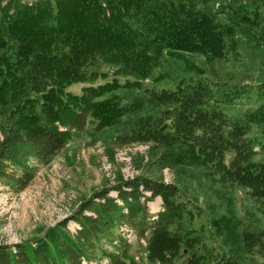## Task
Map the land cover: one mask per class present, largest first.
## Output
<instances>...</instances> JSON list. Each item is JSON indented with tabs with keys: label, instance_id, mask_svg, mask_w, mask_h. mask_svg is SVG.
I'll return each instance as SVG.
<instances>
[{
	"label": "trees",
	"instance_id": "trees-1",
	"mask_svg": "<svg viewBox=\"0 0 264 264\" xmlns=\"http://www.w3.org/2000/svg\"><path fill=\"white\" fill-rule=\"evenodd\" d=\"M2 2L0 181L20 194L36 178L32 162L51 161L88 127L127 122L117 144H151L161 167L204 171L226 190L219 198L230 212L196 227L203 213L177 184L137 176L96 191L33 242L0 244V264H138L123 227L147 240L153 264L264 257V228L245 226L231 196L264 205V83H237L217 69L240 64L243 50L264 55V0ZM184 54L219 66L208 72ZM168 58L185 75L160 89L152 78ZM77 84L88 86L69 91ZM158 197L163 210L152 215L148 203ZM71 221L80 227L74 234Z\"/></svg>",
	"mask_w": 264,
	"mask_h": 264
},
{
	"label": "rangeland",
	"instance_id": "rangeland-1",
	"mask_svg": "<svg viewBox=\"0 0 264 264\" xmlns=\"http://www.w3.org/2000/svg\"><path fill=\"white\" fill-rule=\"evenodd\" d=\"M17 1L23 4H36L45 0ZM7 2L8 0H3L2 5H6ZM184 60L189 64L203 67L208 72L213 70L214 66L216 68L219 66L197 54H184ZM242 60L240 64L227 63L217 69L223 76L232 77L237 83L251 86L264 83V55L252 56L243 50ZM108 70L110 71L109 68ZM182 70H185L182 62L168 58L155 71L152 80L156 78L161 80L158 87L166 88L185 75ZM121 80L124 81L123 78ZM103 83V80H98L95 85ZM86 86L88 85H73L69 91L80 94L82 88ZM252 105L253 102L246 105L237 104L228 108L227 113L239 114ZM88 128L89 130L84 133L76 134L51 161L42 164L32 162L38 167L36 178L22 193L13 192L0 181V244L12 246L22 242H33L43 237L49 228L68 219L82 200L88 199L96 191L137 176L177 184L188 200L203 213L196 220V227L203 224L208 226L212 218L229 214L228 205L219 198L222 194L220 191L223 190L218 185H213L214 180L204 171L197 168L170 171L156 162V154L151 144L123 146L117 144V137L129 130L127 122L120 127L103 131ZM258 160L264 161L261 158ZM223 192L227 194L226 190ZM231 196L235 199L234 211L242 218L245 226L264 228V205L244 200L239 192H233ZM148 207L152 215H157L163 210L161 198L149 202ZM68 229L74 234L79 228L71 221L68 223ZM122 230L133 245L132 254L135 261L138 264H153L148 259L147 240H135L130 233H126L125 228ZM216 243L214 241L211 247L214 248ZM218 243H221V240ZM213 253L217 255L218 252ZM246 254L248 255L244 258L247 263L264 264V257L260 252Z\"/></svg>",
	"mask_w": 264,
	"mask_h": 264
}]
</instances>
